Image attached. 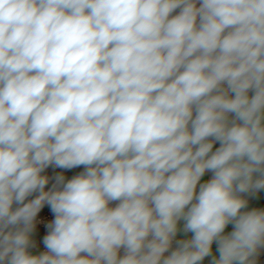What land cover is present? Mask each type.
<instances>
[{
    "label": "clouds",
    "instance_id": "obj_1",
    "mask_svg": "<svg viewBox=\"0 0 264 264\" xmlns=\"http://www.w3.org/2000/svg\"><path fill=\"white\" fill-rule=\"evenodd\" d=\"M262 190L264 0H0V264H258Z\"/></svg>",
    "mask_w": 264,
    "mask_h": 264
},
{
    "label": "crops",
    "instance_id": "obj_2",
    "mask_svg": "<svg viewBox=\"0 0 264 264\" xmlns=\"http://www.w3.org/2000/svg\"><path fill=\"white\" fill-rule=\"evenodd\" d=\"M83 168H76L70 171H66V170H60V169H56V172H60V171H64V175L66 176V178L70 179L73 175L78 174L80 171H82ZM47 175L51 176L53 175V170L50 168L46 171ZM211 174L208 173L206 174V176L204 177V179H208L210 178ZM32 197H29V199H31ZM264 208V190H262L256 197H252L249 198V204H248V210H250L251 208ZM232 228V225H229L228 228L226 229V231H230ZM191 234H189L190 236ZM179 237V236H178ZM181 238V237H179ZM33 240L36 243V247L33 249H30V251L32 252H39L41 251V248L43 246V231L42 228L40 227V225L38 224L37 226V230L33 233ZM175 247V245H174ZM215 249V245L213 246ZM215 255H218V253H215ZM210 261V257L205 258V260L202 262V264H209ZM258 264H264V250H261L260 252V256L258 259Z\"/></svg>",
    "mask_w": 264,
    "mask_h": 264
},
{
    "label": "built area",
    "instance_id": "obj_3",
    "mask_svg": "<svg viewBox=\"0 0 264 264\" xmlns=\"http://www.w3.org/2000/svg\"><path fill=\"white\" fill-rule=\"evenodd\" d=\"M111 206H115V204L113 203ZM42 216L44 217V221L47 222V221H50L52 219V216H51V213H50V210H48L47 208L44 209L43 213H42ZM40 227L42 228V231H43V236L47 234V230L46 228L44 227V224L43 223H39ZM179 238V237H177ZM41 251H46V249L44 248V245L42 246L41 248ZM122 254V253H121Z\"/></svg>",
    "mask_w": 264,
    "mask_h": 264
}]
</instances>
